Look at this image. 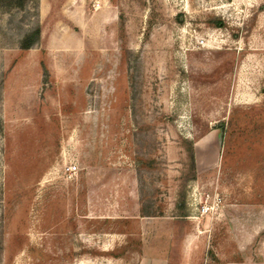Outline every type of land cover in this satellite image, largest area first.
I'll return each mask as SVG.
<instances>
[{"label":"rangeland","instance_id":"rangeland-1","mask_svg":"<svg viewBox=\"0 0 264 264\" xmlns=\"http://www.w3.org/2000/svg\"><path fill=\"white\" fill-rule=\"evenodd\" d=\"M93 2L0 0V264H264V0Z\"/></svg>","mask_w":264,"mask_h":264},{"label":"trees","instance_id":"trees-1","mask_svg":"<svg viewBox=\"0 0 264 264\" xmlns=\"http://www.w3.org/2000/svg\"><path fill=\"white\" fill-rule=\"evenodd\" d=\"M5 1V0H3ZM9 4H14L17 6H23L26 0H6ZM214 26L216 27H223L224 24L222 20H215L213 22ZM39 31H37L35 34L28 36L22 43V49L23 50H29L31 49L39 40ZM191 157L192 160L194 161V151H191ZM187 216V215H186Z\"/></svg>","mask_w":264,"mask_h":264},{"label":"built area","instance_id":"built-area-1","mask_svg":"<svg viewBox=\"0 0 264 264\" xmlns=\"http://www.w3.org/2000/svg\"><path fill=\"white\" fill-rule=\"evenodd\" d=\"M94 9L95 10H100L101 8H102V0H94ZM67 171L69 172V173H71V175H75V174H77V171H78V167L76 166V165H72V166H69L68 168H67ZM207 198L208 199H210L211 197H209V196H207ZM217 200H215V202H216ZM215 205H217V203L215 204ZM203 208V212L204 213H207L210 209H212L211 207L210 208H208L207 206L206 207H202Z\"/></svg>","mask_w":264,"mask_h":264},{"label":"crops","instance_id":"crops-1","mask_svg":"<svg viewBox=\"0 0 264 264\" xmlns=\"http://www.w3.org/2000/svg\"><path fill=\"white\" fill-rule=\"evenodd\" d=\"M246 62V61H245Z\"/></svg>","mask_w":264,"mask_h":264}]
</instances>
